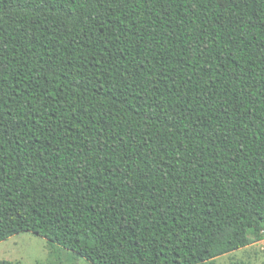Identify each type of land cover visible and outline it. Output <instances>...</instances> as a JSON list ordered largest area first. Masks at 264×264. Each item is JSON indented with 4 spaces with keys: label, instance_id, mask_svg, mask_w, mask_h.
I'll return each instance as SVG.
<instances>
[{
    "label": "trees",
    "instance_id": "obj_1",
    "mask_svg": "<svg viewBox=\"0 0 264 264\" xmlns=\"http://www.w3.org/2000/svg\"><path fill=\"white\" fill-rule=\"evenodd\" d=\"M24 232L92 264L264 234V0H0V243Z\"/></svg>",
    "mask_w": 264,
    "mask_h": 264
},
{
    "label": "rangeland",
    "instance_id": "obj_2",
    "mask_svg": "<svg viewBox=\"0 0 264 264\" xmlns=\"http://www.w3.org/2000/svg\"><path fill=\"white\" fill-rule=\"evenodd\" d=\"M252 243L214 260V264H264V234H251ZM56 257L48 241L24 232L0 243V264H92L74 252L61 249Z\"/></svg>",
    "mask_w": 264,
    "mask_h": 264
}]
</instances>
